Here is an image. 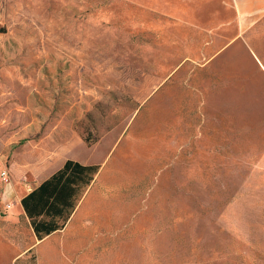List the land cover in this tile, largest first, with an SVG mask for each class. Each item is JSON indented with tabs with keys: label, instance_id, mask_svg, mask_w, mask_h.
Instances as JSON below:
<instances>
[{
	"label": "rangeland",
	"instance_id": "rangeland-1",
	"mask_svg": "<svg viewBox=\"0 0 264 264\" xmlns=\"http://www.w3.org/2000/svg\"><path fill=\"white\" fill-rule=\"evenodd\" d=\"M0 25V264H264V11L0 0ZM67 159L99 172L38 239L17 209Z\"/></svg>",
	"mask_w": 264,
	"mask_h": 264
},
{
	"label": "trees",
	"instance_id": "trees-1",
	"mask_svg": "<svg viewBox=\"0 0 264 264\" xmlns=\"http://www.w3.org/2000/svg\"><path fill=\"white\" fill-rule=\"evenodd\" d=\"M6 28L0 25V33L6 32ZM99 169L100 164L67 159L61 168L21 199L38 239L63 228Z\"/></svg>",
	"mask_w": 264,
	"mask_h": 264
},
{
	"label": "crops",
	"instance_id": "crops-1",
	"mask_svg": "<svg viewBox=\"0 0 264 264\" xmlns=\"http://www.w3.org/2000/svg\"><path fill=\"white\" fill-rule=\"evenodd\" d=\"M232 5H233V8L234 9H236V12H245V11H251L252 13H257V12H262V11H264V0H232ZM242 24L244 25H247V23H243L242 22ZM69 160V159H68ZM73 160H75V159H73ZM77 161V160H76ZM82 163H84V162H82ZM90 164H92V163H90ZM46 179V178H45ZM44 179V180H45ZM41 183V182H40ZM39 183V184H40ZM29 192H31V190L29 191ZM28 193V192H27ZM26 193V194H27ZM25 194V195H26ZM24 195V196H25ZM23 196V197H24ZM22 197V198H23ZM21 198V199H22ZM6 202L7 203H10V200H6ZM13 207V204H12V206L11 207H7V208H12ZM23 206H22V204H21V201H20V208L19 209H17V211L19 212V211H22L23 210ZM24 211V210H23ZM24 213H25V211H24ZM26 214V213H25ZM11 264H14L13 262L11 263Z\"/></svg>",
	"mask_w": 264,
	"mask_h": 264
},
{
	"label": "built area",
	"instance_id": "built-area-1",
	"mask_svg": "<svg viewBox=\"0 0 264 264\" xmlns=\"http://www.w3.org/2000/svg\"><path fill=\"white\" fill-rule=\"evenodd\" d=\"M1 176H2L3 180H5L6 179V176H7V172L6 171H2L1 172ZM7 206L8 207H11V204L10 203H7Z\"/></svg>",
	"mask_w": 264,
	"mask_h": 264
}]
</instances>
